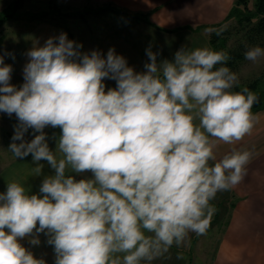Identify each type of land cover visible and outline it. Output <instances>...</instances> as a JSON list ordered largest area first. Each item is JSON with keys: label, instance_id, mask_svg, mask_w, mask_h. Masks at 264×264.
<instances>
[{"label": "clouds", "instance_id": "9594fccd", "mask_svg": "<svg viewBox=\"0 0 264 264\" xmlns=\"http://www.w3.org/2000/svg\"><path fill=\"white\" fill-rule=\"evenodd\" d=\"M81 48L66 33L34 46L19 88L0 55V113L17 120L8 150L31 155L35 176L41 161L54 170L38 194L16 181L0 192V264H46L21 243L39 245L41 233L54 264H152L190 233H206L211 202L244 180L253 159L247 150L218 156L258 120L257 94L233 90L227 52L182 46L158 62L147 49L137 72L113 48L106 56ZM244 55L255 63L264 48ZM48 127L60 130L54 151Z\"/></svg>", "mask_w": 264, "mask_h": 264}, {"label": "crops", "instance_id": "0c3cea01", "mask_svg": "<svg viewBox=\"0 0 264 264\" xmlns=\"http://www.w3.org/2000/svg\"><path fill=\"white\" fill-rule=\"evenodd\" d=\"M235 1L22 0L21 8L24 6L26 10L43 11L52 5L58 13L66 11L68 15L63 13L58 21L46 15L28 17L24 13H11L0 26V55L6 65L12 66L10 83L19 88L24 83L23 69L30 59L29 50L43 46L48 38L61 33L71 40L70 31L74 41L82 45L81 52L97 50L106 56L113 48L116 54L125 57L129 66L141 72L149 62L147 49L158 53V62L173 60L182 46L213 49V32L205 30L224 22ZM13 2L0 0V19ZM104 83L106 88L116 86L114 80L106 79ZM253 113L258 120L252 133L235 145H220L218 149V156L231 150H247L254 155L244 180L232 190L218 193L211 202L217 216L211 221L216 218L217 228L203 235L190 233L182 246L173 245L152 264H264V109ZM16 124L15 115L0 113V156L12 159L15 172L31 178L35 167L31 155L16 159L8 150ZM44 131L54 151V136L58 137L60 130L48 127ZM32 138L29 129L25 140ZM45 162L40 163L48 168ZM221 207L226 209L224 217L217 211ZM177 254L183 259H177Z\"/></svg>", "mask_w": 264, "mask_h": 264}, {"label": "rangeland", "instance_id": "374dc122", "mask_svg": "<svg viewBox=\"0 0 264 264\" xmlns=\"http://www.w3.org/2000/svg\"><path fill=\"white\" fill-rule=\"evenodd\" d=\"M22 0H14L13 4L10 6V8L2 14L1 17L6 16V14L11 13H17L21 14L24 13V15H27L28 17L32 16H38L43 17L46 15L48 18L62 20L61 16H63V13L68 15V13L65 12H57L55 6H48L46 7L47 10H36L33 9L26 10V7L22 6ZM71 7L70 9H72ZM250 8H254V2L250 3ZM40 9V8H39ZM64 11V9H63ZM66 19H69L66 17ZM62 22V21H61ZM253 27V24H240L237 19H232L230 21L225 22L220 28L214 27L216 30L223 29L220 35H222L224 38L227 39L226 46L224 49L221 48L220 51H225L229 54L231 57V52H241L243 54V57L239 60H236L234 62V67L231 69L233 72H235L239 78V84L233 89L234 91H238L239 88L246 87L247 85L253 83L254 81L258 82L259 88L261 90H264V57L260 58L257 62H251L247 59H245V52L248 48L253 46H260L264 48V40L261 39L257 42H252L248 38L249 30ZM215 31H213L214 33ZM47 164V162H45ZM48 168H43L42 174L30 177H25L24 173L15 172V166L13 164V160L10 158H7L6 156H0V192L6 191L7 183L16 181L24 185L30 194H38L39 193V187L41 185V182L46 175L54 174V170L50 168V166L47 164ZM85 176H88L89 174H84ZM77 178H82L81 176H77ZM217 211L221 213L220 217L226 216V209L220 208ZM215 216V214L212 216V218ZM217 217V216H215ZM216 218L212 219L210 221V226L207 229L206 233L211 232V228L215 229L217 228V225L215 224ZM221 227V226H218ZM213 233V232H211ZM215 233V232H214ZM40 243L39 245H32L30 243L29 238H26L21 241L24 247L28 248L30 251L33 252V254L37 258H43L46 261V264H54L55 262V254L53 251V247L49 244H47V236L43 233L39 234L38 236Z\"/></svg>", "mask_w": 264, "mask_h": 264}, {"label": "trees", "instance_id": "16d2710c", "mask_svg": "<svg viewBox=\"0 0 264 264\" xmlns=\"http://www.w3.org/2000/svg\"><path fill=\"white\" fill-rule=\"evenodd\" d=\"M254 2V8H250V3ZM10 14H6L0 19V26L7 19ZM132 18H139L138 16H131ZM232 19H237L240 24H253V27L249 30L248 38L252 42H257L261 39L264 40V0H236L234 6L232 7L229 15L226 20L218 25L216 28H220L225 22L230 21ZM70 39L74 41V37L71 32H68ZM211 42L214 50L220 51L221 48L224 49L227 43V39L222 35H217L216 32L212 34ZM243 57L241 52H231L230 60L227 62L225 66L232 69L234 66V62ZM251 91L257 94L258 103L253 106L252 111H260L264 109V90L259 88L258 82L254 81L253 83L247 85ZM241 88L238 89V91Z\"/></svg>", "mask_w": 264, "mask_h": 264}]
</instances>
